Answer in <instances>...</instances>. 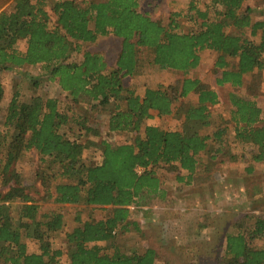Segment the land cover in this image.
I'll return each mask as SVG.
<instances>
[{
	"label": "trees",
	"instance_id": "1",
	"mask_svg": "<svg viewBox=\"0 0 264 264\" xmlns=\"http://www.w3.org/2000/svg\"><path fill=\"white\" fill-rule=\"evenodd\" d=\"M4 3L9 6L0 5V74L40 66L66 101H24L14 92L8 104L0 130V264H63V258L67 264H156L154 250H126L121 236L141 234L136 217L142 202L164 199L168 175L183 186L210 178L229 136L248 153V172L264 164V118L255 101L264 82V15L255 17L256 5L190 0L162 25L138 14V0ZM109 35L123 41L113 67L83 48ZM19 41L26 43L24 53L16 49ZM203 57L219 74L218 88L239 89L245 77L256 79L250 88L254 99L229 93L228 119L217 124L212 116L219 94L194 74ZM168 72L182 80L154 88L139 84L148 73ZM125 77L131 86L124 85ZM3 94L0 80V100ZM88 108L107 109L106 131L127 138L97 142L103 128L91 126ZM153 114L174 119V128L147 126ZM91 149L100 161L85 164L84 152ZM32 152L39 158L37 178L48 201L106 213L85 222L77 214L78 226L65 233L60 248L52 237L65 227L63 214L41 213L28 193L29 179L16 171ZM238 223L226 235L217 264H264V217L248 227ZM31 243L37 251L30 250Z\"/></svg>",
	"mask_w": 264,
	"mask_h": 264
},
{
	"label": "rangeland",
	"instance_id": "2",
	"mask_svg": "<svg viewBox=\"0 0 264 264\" xmlns=\"http://www.w3.org/2000/svg\"><path fill=\"white\" fill-rule=\"evenodd\" d=\"M153 0H143V7L147 9V2ZM157 7L152 11L159 14H166L167 0H156ZM7 9L4 0H0ZM250 6L256 5V18L264 15V2L259 0H247ZM203 8V3L199 4ZM183 10V9H182ZM152 12V13H153ZM186 32L192 31L189 26L185 27ZM119 41L114 38L104 39L97 44H85V51L99 53L107 62L109 67H113L116 57V44ZM16 49L24 53L26 43L19 41ZM202 83L218 91L221 103L213 110L212 122L228 119V94L234 93L246 99H254L250 96V88L256 84V79L245 77L244 86L239 89L229 86L218 88L215 85V78L219 74L213 71L212 60L203 57L199 68L194 72ZM144 77V78H143ZM141 77L139 84L146 83L154 88L158 84L176 85L182 80V75L177 73H163L162 75L148 73ZM194 77V76H193ZM140 79V78H138ZM0 80L4 88V94L0 100V130L6 110L14 92L20 93L23 100L32 97L42 99H57L66 101V95L58 88L56 83L48 79V75L40 66L22 67L13 72L0 74ZM130 77L124 78V85L131 86ZM258 92H255V101L262 111L264 118V82ZM141 85L138 86V88ZM139 94L143 89H139ZM249 94V96H248ZM223 104V105H222ZM107 109H89L88 117L93 127H102L101 138L109 142H122L127 138L125 135L118 136L106 131ZM227 110V111H226ZM159 127L173 129L174 119H156L151 124ZM264 126V122L262 123ZM245 152V153H244ZM221 163L213 171L208 179L199 177L195 184L183 186L177 184L174 175H168L163 189L164 199H146L142 202L141 214L136 217L140 226L141 234L131 231L121 236L124 248L129 251H143L152 249L156 252V264H217L225 246L226 235L232 231L235 223L248 227L254 218L264 217V164L254 166L253 172H248L247 167L250 159L243 147L234 141L232 136L228 137L226 150L222 154ZM83 161L85 164H95L100 161L99 153L95 150L84 152ZM42 168L39 158L35 153H28L23 161L18 164L16 171L24 178H28L26 183L29 195L40 205L41 213L59 211L63 214L65 227L62 232L53 235L52 243L55 248H60L64 243L65 233L77 227L75 222L77 214L82 222L89 218L100 220L105 217V212L87 211L74 207H58L53 205L46 198L45 189L41 187L37 175ZM259 244L256 240L253 246ZM31 251H37L34 243L29 245ZM63 264H67L65 258Z\"/></svg>",
	"mask_w": 264,
	"mask_h": 264
},
{
	"label": "crops",
	"instance_id": "3",
	"mask_svg": "<svg viewBox=\"0 0 264 264\" xmlns=\"http://www.w3.org/2000/svg\"><path fill=\"white\" fill-rule=\"evenodd\" d=\"M79 1H82V0H79ZM143 0H138V14H142L143 16H147L151 21H153V22H161V24L163 25V24H167L168 23V20H169V18H170V15L172 14V13H176V12H179V11H183V10H185L186 8H187V6H188V4H189V2H190V0H167V2H166V4H165V6H166V9H167V13L166 14H159V15H155L156 13H154L153 11H152V9L153 8H155V7H157V6H159L158 5V2H156V0H153L152 2H147V9H144V7H143ZM183 9V10H182ZM153 12V13H152ZM109 38H114V39H116V40H118L120 43H119V45L118 44H116V46H117V48H116V51H117V57H116V60H117V58H118V56H119V54H120V52H121V49H122V43H123V41L121 40V39H119V38H116L115 36H113V35H109V36H107V37H100L99 39H98V41H97V43L99 42V41H101V40H104V39H109ZM96 43V44H97ZM89 52V51H88ZM92 53V52H91ZM97 54H99V53H97ZM101 55V54H100ZM102 56V55H101ZM105 60V59H104ZM116 60H115V63H116ZM106 62V61H105ZM115 63H114V65H115ZM106 64H107V62H106ZM113 65V66H114ZM216 90V89H215ZM216 93L217 94H219L218 93V91L216 90ZM219 96V95H218ZM219 98H220V96H219ZM153 116V118H151L150 120H148L147 122H146V125L147 126H153V127H159L157 124H151V122H152V120H156V119H158V117L155 115V114H153L152 115Z\"/></svg>",
	"mask_w": 264,
	"mask_h": 264
},
{
	"label": "built area",
	"instance_id": "4",
	"mask_svg": "<svg viewBox=\"0 0 264 264\" xmlns=\"http://www.w3.org/2000/svg\"><path fill=\"white\" fill-rule=\"evenodd\" d=\"M137 172L140 173V172H142V170L141 169H138Z\"/></svg>",
	"mask_w": 264,
	"mask_h": 264
}]
</instances>
